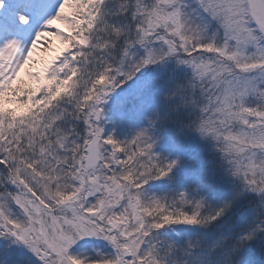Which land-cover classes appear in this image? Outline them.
I'll list each match as a JSON object with an SVG mask.
<instances>
[{
    "label": "snow or ice",
    "instance_id": "6c2138e0",
    "mask_svg": "<svg viewBox=\"0 0 264 264\" xmlns=\"http://www.w3.org/2000/svg\"><path fill=\"white\" fill-rule=\"evenodd\" d=\"M0 264H264V0H0Z\"/></svg>",
    "mask_w": 264,
    "mask_h": 264
},
{
    "label": "bare ground",
    "instance_id": "6f19581e",
    "mask_svg": "<svg viewBox=\"0 0 264 264\" xmlns=\"http://www.w3.org/2000/svg\"><path fill=\"white\" fill-rule=\"evenodd\" d=\"M38 55H44L43 53H38ZM49 55H54V53H52V54H49Z\"/></svg>",
    "mask_w": 264,
    "mask_h": 264
}]
</instances>
